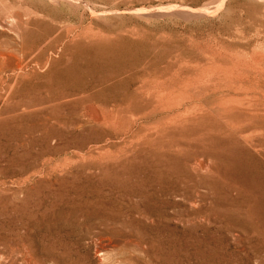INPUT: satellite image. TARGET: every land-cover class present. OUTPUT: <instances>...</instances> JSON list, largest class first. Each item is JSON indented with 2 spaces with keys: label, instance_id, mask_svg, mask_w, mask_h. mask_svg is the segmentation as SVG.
Instances as JSON below:
<instances>
[{
  "label": "rangeland",
  "instance_id": "1",
  "mask_svg": "<svg viewBox=\"0 0 264 264\" xmlns=\"http://www.w3.org/2000/svg\"><path fill=\"white\" fill-rule=\"evenodd\" d=\"M0 264H264V0H0Z\"/></svg>",
  "mask_w": 264,
  "mask_h": 264
},
{
  "label": "bare ground",
  "instance_id": "2",
  "mask_svg": "<svg viewBox=\"0 0 264 264\" xmlns=\"http://www.w3.org/2000/svg\"><path fill=\"white\" fill-rule=\"evenodd\" d=\"M63 3V2H62ZM180 12H182V11H180ZM183 13V12H182ZM185 13V12H184ZM187 13H189V12H187ZM185 16H186V14H185ZM29 62H30V60H29ZM22 66H21V64L19 63V62H16V63H14V65H13V68H21Z\"/></svg>",
  "mask_w": 264,
  "mask_h": 264
}]
</instances>
